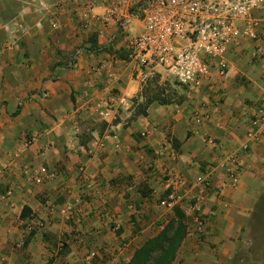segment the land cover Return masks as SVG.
<instances>
[{
  "label": "crops",
  "instance_id": "obj_1",
  "mask_svg": "<svg viewBox=\"0 0 264 264\" xmlns=\"http://www.w3.org/2000/svg\"><path fill=\"white\" fill-rule=\"evenodd\" d=\"M145 2L0 0V192L14 189L0 201V264H130L177 215L189 234L173 264H227L237 251L264 196V141L247 136L264 107V43L244 39L226 75L197 90L160 67L143 85L141 66L115 53L128 58L143 33ZM155 78L177 99L136 116ZM197 112L210 120L196 124ZM210 167L216 190L198 224L191 206ZM41 169L40 184L23 175ZM173 177L184 179L175 207L163 205Z\"/></svg>",
  "mask_w": 264,
  "mask_h": 264
},
{
  "label": "built area",
  "instance_id": "obj_2",
  "mask_svg": "<svg viewBox=\"0 0 264 264\" xmlns=\"http://www.w3.org/2000/svg\"><path fill=\"white\" fill-rule=\"evenodd\" d=\"M93 12L94 6L86 5L83 19H89ZM137 14L144 31L128 40L127 59L141 66L139 78L143 85L150 80L146 70L160 67L179 86L197 90L211 71H217L222 77L226 75L227 54L244 39L264 43V0H146L138 7ZM210 118L197 112L194 121L201 125ZM247 136L257 142L264 141L263 106H257L250 116ZM233 160L237 162V158ZM214 172L210 167L207 178L200 180L201 195L194 198L191 206L198 224L204 221L201 216L204 194L216 190L211 177ZM230 173L232 181L237 183L236 171ZM23 175L40 184L47 171L25 170ZM183 183L182 177H173L172 191L163 205L175 207L184 201L180 192ZM13 194L14 189L7 188L0 192V201H8Z\"/></svg>",
  "mask_w": 264,
  "mask_h": 264
},
{
  "label": "trees",
  "instance_id": "obj_3",
  "mask_svg": "<svg viewBox=\"0 0 264 264\" xmlns=\"http://www.w3.org/2000/svg\"><path fill=\"white\" fill-rule=\"evenodd\" d=\"M102 51L114 53L111 49H103ZM115 55L119 59H127L123 52L115 53ZM143 95L145 101L139 106L136 116L146 117L149 106L155 102L162 105L173 102L167 95V90L161 87L157 78L153 79L144 88ZM261 200L264 202V196ZM26 215L27 209L23 211L22 218H25ZM188 234V226L183 218L177 215V218L172 220L161 233L148 240L135 252L130 264H173Z\"/></svg>",
  "mask_w": 264,
  "mask_h": 264
},
{
  "label": "rangeland",
  "instance_id": "obj_4",
  "mask_svg": "<svg viewBox=\"0 0 264 264\" xmlns=\"http://www.w3.org/2000/svg\"><path fill=\"white\" fill-rule=\"evenodd\" d=\"M161 87L167 90L169 98L177 99L175 96V91H178L177 86L163 84ZM227 264H264V202L262 200L242 232L237 251Z\"/></svg>",
  "mask_w": 264,
  "mask_h": 264
}]
</instances>
